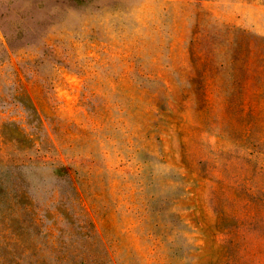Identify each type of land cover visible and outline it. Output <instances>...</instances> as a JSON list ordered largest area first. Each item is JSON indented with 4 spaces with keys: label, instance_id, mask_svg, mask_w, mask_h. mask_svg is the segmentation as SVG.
Returning <instances> with one entry per match:
<instances>
[{
    "label": "rangeland",
    "instance_id": "rangeland-1",
    "mask_svg": "<svg viewBox=\"0 0 264 264\" xmlns=\"http://www.w3.org/2000/svg\"><path fill=\"white\" fill-rule=\"evenodd\" d=\"M0 160V264H264V0H0Z\"/></svg>",
    "mask_w": 264,
    "mask_h": 264
},
{
    "label": "trees",
    "instance_id": "trees-1",
    "mask_svg": "<svg viewBox=\"0 0 264 264\" xmlns=\"http://www.w3.org/2000/svg\"><path fill=\"white\" fill-rule=\"evenodd\" d=\"M0 163H3V160H0ZM4 183H5V181L0 178V202H1L2 199L6 198V192H5V189H4ZM12 198L14 199V201L16 202L17 205L20 204V202L18 201V197L17 196L16 197H12ZM14 207H16V205L15 206H11V207L8 208V210H10L9 215H11V216L13 215L11 212H12V209ZM5 211L6 210H4L3 208L0 207V214L2 216L4 215ZM12 217L16 218L20 222V218L16 214H14V216H12ZM5 219L8 220L9 216H5ZM18 264H23V263H21V261H20V262H18ZM26 264H48V263H46L44 261H35L34 263H26Z\"/></svg>",
    "mask_w": 264,
    "mask_h": 264
},
{
    "label": "bare ground",
    "instance_id": "bare-ground-1",
    "mask_svg": "<svg viewBox=\"0 0 264 264\" xmlns=\"http://www.w3.org/2000/svg\"><path fill=\"white\" fill-rule=\"evenodd\" d=\"M215 134V133H214Z\"/></svg>",
    "mask_w": 264,
    "mask_h": 264
}]
</instances>
